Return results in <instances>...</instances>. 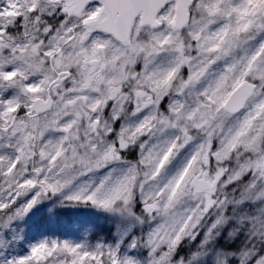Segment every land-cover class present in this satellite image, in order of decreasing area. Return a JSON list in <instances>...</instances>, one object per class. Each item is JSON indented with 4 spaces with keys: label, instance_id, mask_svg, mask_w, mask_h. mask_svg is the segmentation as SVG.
<instances>
[{
    "label": "snow or ice",
    "instance_id": "obj_1",
    "mask_svg": "<svg viewBox=\"0 0 264 264\" xmlns=\"http://www.w3.org/2000/svg\"><path fill=\"white\" fill-rule=\"evenodd\" d=\"M0 264H264V0H0Z\"/></svg>",
    "mask_w": 264,
    "mask_h": 264
}]
</instances>
